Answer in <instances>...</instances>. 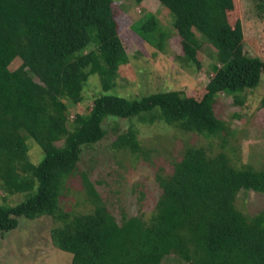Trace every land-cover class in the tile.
<instances>
[{
  "label": "trees",
  "instance_id": "1",
  "mask_svg": "<svg viewBox=\"0 0 264 264\" xmlns=\"http://www.w3.org/2000/svg\"><path fill=\"white\" fill-rule=\"evenodd\" d=\"M158 1L173 18L181 63L200 67L196 32L216 50L202 97L175 90L138 99L101 94L90 111L69 120L68 103L82 100L89 74L99 76L106 92L128 62L114 0H0V187L25 195L14 205L0 203V231L14 229L19 216H50L59 223L50 229L52 244L72 254L70 264H162L170 255L179 264H264V211L248 215L235 204L242 189L264 194V169L237 167L223 151L185 145L170 173H156L161 192L148 218L123 214L117 222L85 173L91 208L74 213L60 207L82 147L105 136L106 117L160 119L183 132L217 136L227 130L214 113L217 95L252 89L264 75V60L243 51L241 21L228 19L233 0ZM130 27L165 50L169 32L153 13ZM16 59L20 65L10 70ZM26 137L43 151L36 164L28 159ZM112 146L138 152L136 130L118 133Z\"/></svg>",
  "mask_w": 264,
  "mask_h": 264
},
{
  "label": "rangeland",
  "instance_id": "2",
  "mask_svg": "<svg viewBox=\"0 0 264 264\" xmlns=\"http://www.w3.org/2000/svg\"><path fill=\"white\" fill-rule=\"evenodd\" d=\"M110 7L128 62L119 67L115 86L106 92L101 88L99 76L89 74L83 83L82 100L75 105L68 103L69 120L76 113L90 111L94 98L101 94L138 99L156 91L175 90L200 99L213 74L215 48L196 32L201 42L197 51L200 67L192 62L181 63L177 57L182 54L180 37L172 26V16L158 0H142L140 3L114 0ZM147 12L153 13L169 32L164 51L145 42L130 27ZM227 16L231 23L241 21L243 51L264 60V1L233 0V8ZM19 65L20 60H13L9 69L14 70ZM213 109L215 115L226 123L227 130L209 137L183 132L160 119L150 123L138 117H106L102 123L105 136L82 147L77 170L65 181L59 196L61 209L77 213L91 208L81 176L85 173L117 222L120 223L123 214L148 218L161 192L156 173H170L187 144L203 146L213 153L223 151L237 167L248 164L264 169V75L252 89L236 94L219 93ZM128 128L136 130L140 144L138 152L112 146L117 134ZM25 142L28 159L38 163L43 158V151L32 138L26 137ZM24 198L23 193L6 194L0 187V203L14 205ZM235 204L243 213L254 215L264 211V194L242 189ZM17 219L14 229L0 231V264L71 263L72 254L52 244L50 229L59 224L55 219L46 215L34 219L19 216ZM162 264L179 263L170 255Z\"/></svg>",
  "mask_w": 264,
  "mask_h": 264
}]
</instances>
